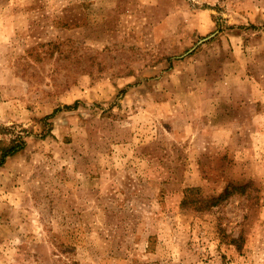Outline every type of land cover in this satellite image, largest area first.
I'll use <instances>...</instances> for the list:
<instances>
[{
	"label": "rangeland",
	"instance_id": "374dc122",
	"mask_svg": "<svg viewBox=\"0 0 264 264\" xmlns=\"http://www.w3.org/2000/svg\"><path fill=\"white\" fill-rule=\"evenodd\" d=\"M18 136L0 264H264V0H0Z\"/></svg>",
	"mask_w": 264,
	"mask_h": 264
},
{
	"label": "trees",
	"instance_id": "16d2710c",
	"mask_svg": "<svg viewBox=\"0 0 264 264\" xmlns=\"http://www.w3.org/2000/svg\"><path fill=\"white\" fill-rule=\"evenodd\" d=\"M68 108V107H66ZM25 147V141L21 137H16L8 145L0 147V167L4 164V161L21 152ZM234 244L236 241H232Z\"/></svg>",
	"mask_w": 264,
	"mask_h": 264
}]
</instances>
